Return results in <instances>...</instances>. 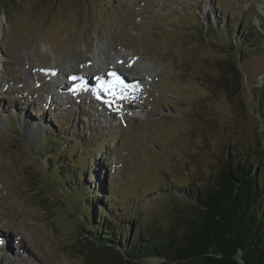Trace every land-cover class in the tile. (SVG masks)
Wrapping results in <instances>:
<instances>
[{"label": "rangeland", "instance_id": "1", "mask_svg": "<svg viewBox=\"0 0 264 264\" xmlns=\"http://www.w3.org/2000/svg\"><path fill=\"white\" fill-rule=\"evenodd\" d=\"M261 19L264 0L0 4V264H85L79 249L93 237L85 197L97 196L96 216L112 208L131 227L165 226L174 193L209 184L228 154L257 172L264 220ZM106 60L150 69L137 97L125 92L132 107L96 102L93 86L47 106L49 66L53 76L65 70L69 92L73 71ZM232 61L238 82L221 74ZM74 180L88 186L79 196L61 186Z\"/></svg>", "mask_w": 264, "mask_h": 264}, {"label": "trees", "instance_id": "2", "mask_svg": "<svg viewBox=\"0 0 264 264\" xmlns=\"http://www.w3.org/2000/svg\"><path fill=\"white\" fill-rule=\"evenodd\" d=\"M260 26L263 40L264 19ZM235 39L234 49L240 57L244 54L242 43ZM220 69L222 75L236 82L240 79L235 61L226 67L221 64ZM260 87L255 99L262 105L255 112L264 126V82ZM228 157L225 155L209 184L174 193L166 209L165 226L131 227L132 223L112 208H101L96 216L93 207H100L97 196H84L82 217L93 233L92 239L83 237L85 243L79 249L84 263L264 264V220L257 172L246 160L231 161ZM61 186L66 193L78 196L88 187L78 180Z\"/></svg>", "mask_w": 264, "mask_h": 264}, {"label": "bare ground", "instance_id": "3", "mask_svg": "<svg viewBox=\"0 0 264 264\" xmlns=\"http://www.w3.org/2000/svg\"><path fill=\"white\" fill-rule=\"evenodd\" d=\"M128 26H130V25H128ZM113 46L114 45L112 43V47ZM116 46H118V45H116ZM134 53L135 52L133 49L131 55H133ZM110 58H112V57H110ZM62 61H63V59L60 58V62H62ZM4 62H5V60H3V58L0 55V72H1V68L3 67ZM117 62H118L117 60H115L113 62H109L106 60L105 63L100 67L96 68L97 64L95 63L92 66L90 65V67L84 66L82 68V70H79V68H78L75 71H73L70 74V77H76L77 79L73 80V82H70L69 84L70 85L75 84V88H76L75 91H79L78 90L79 84L81 86V89L78 92V94L76 95V98L82 99L85 95H87L85 93L87 88L92 87V85H93V84L89 83L92 81V79H91L92 76H95L96 80L98 81L96 85H98L101 81L111 82L114 79V76L111 75L113 73L118 74L124 80V82L126 84H134L135 85V84L141 83V80L143 81V76H142L143 73H146L147 76H150V74H151L150 69H148L147 66L144 65V63L141 64V61H136L131 66L130 65L127 66L126 61H123L122 66ZM127 62H128V60H127ZM52 67L53 66H49L47 68V70H45L46 72H48V76H50V77L52 76V78L54 77V81H52L53 82L52 90L48 93L47 106H49V104H51V105L55 104V105H59L62 107L63 103L68 104L69 102H73V98L72 97L69 98L71 95L68 92H65V91L63 92V90H65L66 87L64 89L61 88V82H63V81L61 80L62 77H60V76L65 74V70L63 68L62 69L58 68V70L56 72V76H53V74H54L53 69L54 68H52ZM91 69H93L95 72L89 73V71ZM129 76H130V78H129ZM17 79H21V78L18 76ZM64 84H67V82H64ZM142 89H143V87H142ZM99 92H100V90H99ZM128 94H133L137 97L138 95H136V94H139V88L137 87V89L135 88L134 90L130 89ZM53 98H54V100H58V101H53ZM119 102L124 107H126V106L132 107L134 102H138V101H136L135 99L134 100L122 99ZM55 105H52V106H55Z\"/></svg>", "mask_w": 264, "mask_h": 264}, {"label": "snow or ice", "instance_id": "4", "mask_svg": "<svg viewBox=\"0 0 264 264\" xmlns=\"http://www.w3.org/2000/svg\"><path fill=\"white\" fill-rule=\"evenodd\" d=\"M114 76V79L111 82L101 81L97 87L103 90L105 93H108L112 96L113 100L119 99H129L130 96H126L125 92L128 89H135L138 87V84H126L124 80L118 74H111ZM73 80L77 79L76 77L72 78ZM108 103H112V101H108Z\"/></svg>", "mask_w": 264, "mask_h": 264}]
</instances>
